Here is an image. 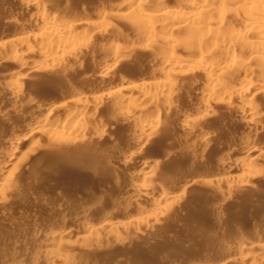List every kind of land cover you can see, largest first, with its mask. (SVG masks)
Instances as JSON below:
<instances>
[{"label": "rangeland", "instance_id": "374dc122", "mask_svg": "<svg viewBox=\"0 0 264 264\" xmlns=\"http://www.w3.org/2000/svg\"><path fill=\"white\" fill-rule=\"evenodd\" d=\"M118 2L120 0H47L46 4L52 5L54 11L69 22L84 12L92 15L107 9L114 12L115 7L118 9ZM26 3L23 0H0V44L16 36L36 34L31 16L37 7ZM19 21L24 24V29L16 27ZM125 21L108 20L109 29L105 36V28H98L97 32L94 30L87 36L77 34L79 44L89 43L92 53L83 52L76 63L69 61L65 70L59 69L61 72L56 69L55 72H34V64H39L36 56L12 63L9 52L0 51V148L11 155L14 147L17 152L14 155L18 157L0 179V185L8 183L13 187L11 195L5 194L0 204V248L15 249L13 255L0 253V264H64L63 260L58 262L51 257L57 251L65 253L67 259L76 261V264H233L231 259L238 257L236 254L241 247H264V216L261 215L264 209V128L258 132L249 129L242 123L245 119L239 116V112L225 114L222 107L216 106L214 110L219 119L204 120L207 124L204 130L210 131L209 138L207 144H198L200 127L190 131L183 128L184 119L192 116L196 120L200 118L199 113L204 115L200 105L202 96L194 88H187L189 91L183 92L184 95L175 102V106H183L179 107L182 116L175 109L155 111L160 114L161 126H157L155 136H158L153 143L136 144L139 141L132 134V126L122 119L127 109L116 103L120 98L107 103L103 100L98 111L84 108L82 115L79 113L82 117L78 115L72 120L64 114L59 117L61 124L70 121V126L84 127V136L74 135L66 129H55L57 132L53 129L48 137L37 135L36 131L33 133L38 116L49 113L53 106L69 104L77 98L81 101L101 98L122 88L126 80L134 84L149 80L159 62L154 50V53L150 50L143 53L133 51L126 60L123 58L118 66L122 72L126 71L123 76L126 80H119L115 74L102 77L100 73L98 63L103 56H108L107 48L145 43L143 34L140 39L137 29ZM36 47L28 46L32 51H37ZM69 50L59 49L57 57L61 53L67 56ZM18 51L24 52V47ZM142 70H146L147 77L138 79V72ZM8 81L11 84L23 82L31 88L29 96L15 99ZM91 115L94 122L87 121V116ZM57 136L70 142H61ZM246 145L253 147L247 148ZM250 148L255 149L248 151ZM139 150L146 153L142 161L137 158V162L130 165L132 168L122 165L120 159L132 151L138 154ZM246 151L257 156V162L244 170L233 163ZM3 160L0 159V167ZM139 161L147 165L142 167ZM147 167H156L158 173L156 175L155 170L152 181L161 180L158 183L163 185L162 192L167 195V199L158 205L136 194L137 171ZM134 171L137 175L132 174ZM242 179H248L249 187H239L238 181ZM110 210L114 213L111 217L112 236L107 238L98 228ZM161 212L164 213L162 218ZM21 215L22 219L19 218ZM40 231L54 233L55 237L49 234L53 241L49 238L32 240L34 233ZM66 231L72 234L63 240L66 242L58 243L60 235ZM46 251L49 255L45 254ZM70 260H67L68 264L72 263Z\"/></svg>", "mask_w": 264, "mask_h": 264}, {"label": "bare ground", "instance_id": "6f19581e", "mask_svg": "<svg viewBox=\"0 0 264 264\" xmlns=\"http://www.w3.org/2000/svg\"><path fill=\"white\" fill-rule=\"evenodd\" d=\"M23 1L27 2L28 6L29 4H32L33 6L37 7L36 11L31 16L35 23L36 34L16 36L12 40L10 39L11 41L0 44V51H8L11 61H14H12V63L18 62V60L27 58L29 56H36L39 59H37L39 64H34V72L40 70H49L50 72L53 70V72H55L54 69H56L58 72H61L59 69L61 70L64 68L63 70H65L66 63L69 61L76 63L78 57L83 52H85L87 55L92 53V48L89 46V43H86V45L83 46H81L82 43H80L81 45L79 44V40L76 37L77 34H79L80 37L87 36L89 35V32L94 30L96 31V29L99 30L100 28H105V36L106 32L108 31L107 29H109L108 20L121 19L122 21L126 20L125 22L128 21L127 23H130V25L132 24L133 27L137 29L139 38L142 37L143 34L142 38L144 39H142V41L144 40L145 43L138 46L133 45V47L117 45L115 47L107 48L109 49L106 51L108 56H103V58H101L98 63L100 65L99 69L102 70L100 72L102 77H109L115 74L119 80L123 78L126 71L122 72L118 65L122 62L123 58L126 60V57L129 56L130 52L133 51L146 52L150 50L153 53L155 51L156 55L158 53L157 58L159 62L157 61V65H160H156L157 68L153 70V72L150 74L151 77H148L149 80L145 83H127L126 78H123L122 80L126 81L124 82L125 85L122 88L107 93L103 95V97L100 96L101 98L93 97L91 99H85L84 101L77 100V98L76 101L74 100V102H69V104L65 103L60 106H53L49 113L43 112L40 116H38L36 122L33 120L35 122L32 128L33 133L36 131L37 135L47 136V134L53 129H66L70 133H75L74 135H83L85 134V130L83 129L84 127L80 125L75 128L72 126V124L70 126V121H64L61 124L59 123V117L64 114V116H69V118L72 120V118L76 116L78 117L79 113L81 114L84 108H87L89 111H95L103 100H105L107 103L108 100L114 101L113 99L116 100V98H120V100L117 99L119 100L118 102H115L120 104L119 107L121 106L124 107V109H127V112L124 110L123 112L125 113L121 115L123 116L122 119L132 126L133 133H131L135 135L137 137V141H139V143H135L139 145L140 143H153L157 140L156 137L158 135L155 136V132L157 130V126L159 127L160 125L159 118L161 119L159 116L160 114H158L159 112L155 113V111H159L158 109H163L166 111L175 109L174 111H178L177 114H179L180 106H175V102L181 98L183 92L188 90L187 88H194V91L196 90V92L202 96L201 99H203V102L200 100L202 102L200 105L202 107L201 111L204 113V115L200 116L199 109V119H192V116L190 115L191 119H189L187 116L188 118L184 119L183 122V128L187 131L194 129L195 127H200V134L197 137L198 144L200 143L203 146L208 142V133H210V131H205L206 129L204 127L207 125L205 124V121L219 119V116L215 114L216 112L214 110V107L216 106L222 107L224 110L223 113L225 114L230 113L232 115L239 112V116H242V118L244 117L245 119H242V123L249 129L252 128L258 132L264 128V0H120V2H118L119 5H117L118 9L116 10L115 7L114 12H109L110 9L108 10V7L106 8L107 11L100 10L101 12L99 11V13H96L97 15L84 12V14L72 17L70 20H68L69 22L66 20L65 22L64 19H62L63 17L54 11L52 5H50L51 7L48 6L49 4H46L47 0ZM16 27L24 29V24L17 22ZM102 32L103 31L100 30V34H102ZM30 45H36L37 51L30 50L28 48ZM21 47H24V52L20 53L18 49ZM66 48L70 49L67 56L61 53L60 55L58 54L59 56L57 57L58 50ZM143 71L144 70H142V72H138V79L144 76L147 77L146 70L144 72ZM116 77L114 78L116 79ZM17 82H13V84H11V82L9 83L8 81V84H10V87L14 93L15 99L27 98L31 88L29 89V87L23 82H20V84ZM121 82L120 84H123V82ZM193 82L195 83L193 84ZM181 111L184 112L182 109ZM85 112L86 111L84 110V114ZM133 112H136V114L133 115ZM205 113L207 114L205 115ZM186 114L188 115V113ZM93 118L94 117H92V115L91 117L87 116V121L94 122L95 120H93ZM57 130L55 131L57 132ZM101 133L105 134L106 132L102 131ZM90 135L92 134L90 133ZM64 136L67 137V135ZM56 138H58L57 140L59 141L61 140V142L65 141L62 138L60 139L58 136ZM66 141L68 143L70 142L68 140ZM247 141L245 142L247 143ZM251 141L252 139H250V143ZM72 142L75 143V141ZM77 142L75 144H77ZM251 144H253V142ZM249 147L252 148L253 146L248 145L247 148ZM13 148L11 155H7V150L0 148V159H5V161L3 160L4 164H2V168L0 167L1 180L4 177L5 169L12 164L14 159H18V157L14 155L16 149ZM251 148L248 149V151L251 150ZM141 150L143 151V149ZM141 150H139L140 153L138 152V154L132 151L129 155L120 159L122 165H128L130 168H132L131 166H133V163H135L136 159L138 158L141 160L143 155L146 154H144ZM252 154V152L246 151V153H244V155L233 164L237 167H240L241 169L244 168V170L245 168H250V166L253 167V164L255 165L257 162V156H251ZM258 157H260V155H258ZM139 163L141 164L140 161ZM229 163L232 165L231 162ZM152 167H147L148 169L144 170L143 168L138 169L139 172L137 171V177L139 180L136 181V186L134 187L138 191H136V194L139 193L137 194L139 197L144 198V200H147L148 202L152 201L153 203H157L158 205L167 199V195L166 193L162 192L163 185L158 183L161 180L158 182L152 181L154 180L153 178L155 175V170L156 175L158 173L156 167ZM135 172L136 171H134L132 174L137 175ZM247 180H239V187L247 188ZM222 182L223 181H221V183ZM9 185L10 184L8 183L0 185L1 205L4 201V199L2 200V197L8 193V195H11L10 191H12L11 188L13 187ZM137 195L133 196L137 198ZM139 199L137 198V200ZM108 213L109 214L106 217L107 219H105L98 228V231H100L103 236L106 235L107 238L108 236H112L111 217L114 214L111 210ZM159 215H161L162 218L164 213L161 212ZM261 215L264 216V209L262 210ZM21 217L23 216L21 215L19 218ZM126 230L128 231V229ZM68 231L60 235V240L58 243L66 242L63 240H67L69 235L72 234ZM49 234L40 231L34 233L33 236L31 234L30 235L32 236V240L34 238L35 241L36 239L37 241L38 239L39 241L40 239L45 241L49 238L50 240L52 239V242L53 238H50ZM53 234L50 235L54 236ZM0 253L8 256L13 255L15 254V249H11L9 247L0 248ZM237 253L238 255L236 254V256L238 257L234 259V256V258L231 259V263L233 262V264H264L263 245L262 247L256 246L255 248L251 247L249 249L241 247L238 249ZM64 254L65 253L61 254V251H57L54 253V255L52 254L51 257L54 258V261L58 260L59 262V260H63L65 262L64 264H68L69 261L67 263V260L70 259H67V255ZM70 261L75 264L77 263L76 261L73 262V260Z\"/></svg>", "mask_w": 264, "mask_h": 264}]
</instances>
